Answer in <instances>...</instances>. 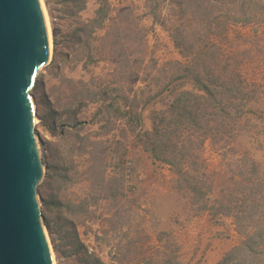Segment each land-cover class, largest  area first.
Masks as SVG:
<instances>
[{
  "label": "rangeland",
  "instance_id": "1",
  "mask_svg": "<svg viewBox=\"0 0 264 264\" xmlns=\"http://www.w3.org/2000/svg\"><path fill=\"white\" fill-rule=\"evenodd\" d=\"M176 1L40 0L51 54L30 100L46 166L59 162L65 169L47 178L46 168L39 185L53 264L94 259L152 264L166 255L179 264H220L247 232L239 231L232 215L217 212L223 195L245 197L248 205L253 197L246 195L253 194L251 212L264 222V17L242 24L225 16L237 14L236 2L228 4L231 12L208 0H179L182 9ZM216 17L223 26L208 29L207 20ZM183 21L193 23L187 42L195 48L213 43L218 64L237 72L240 86L247 85L252 96L243 101L244 114L233 125L225 122L231 128L225 141L206 140L196 152L199 166L189 170L204 182L203 199L183 189L175 171L142 151L129 131L128 116L121 115L135 110L139 99L157 94L140 110L143 131H148L167 110L171 90L192 88L180 79L162 89L191 58L173 45V30ZM111 100L114 107L107 113L103 108ZM63 110L80 126L73 130ZM76 131L85 138L80 141ZM93 170L103 173L109 199L100 200L90 184ZM43 200L81 207L68 213Z\"/></svg>",
  "mask_w": 264,
  "mask_h": 264
},
{
  "label": "trees",
  "instance_id": "2",
  "mask_svg": "<svg viewBox=\"0 0 264 264\" xmlns=\"http://www.w3.org/2000/svg\"><path fill=\"white\" fill-rule=\"evenodd\" d=\"M234 2L237 3L239 10L236 12L237 14H225L229 20L247 24L264 17V3H260L259 0H208L209 5H227L226 11L229 8L230 11L232 10L228 4ZM182 3L179 0L175 2L179 9H182ZM199 8L203 9V7ZM218 19V17L208 19L207 28L211 29L212 25L222 27L223 25L217 22ZM214 22L215 24H213ZM192 24L191 21H183L181 23L182 27L173 30V45L179 51L187 52L191 58L188 64L183 65L175 75L170 76L167 84L162 89L173 81L180 79L189 80L192 88L190 90L183 88L171 90L168 95L167 110L157 116V122H154L148 131H143L140 110L146 108L157 97V94L139 99V101H136L135 106L131 105L135 110L128 108L121 115L123 117L128 116L130 121L128 125H131L129 131L134 134L133 139L136 140L137 145L141 146L142 151L153 161L168 166L175 171L177 175L181 176L180 182H182V185L180 186L191 195L195 194L197 199H203L205 196V192L202 190L204 182L190 172V170L196 171L197 166H199L196 152L206 140L212 143L214 141L215 143L225 141L231 129L225 122L230 120L233 125L244 114L241 108L243 101L252 99V96L247 89V85L240 86L242 81L239 79L237 72H229L227 64L222 66L218 64L217 61L220 56L216 53V49H212L216 48L213 43L208 44L206 42L195 48L193 43L187 42L186 33L187 30L192 29ZM97 25H100V23ZM208 35L209 32H206V39H208ZM112 101L103 108L107 113L110 112L108 111L109 108L114 107ZM114 109L117 112L120 111L119 107ZM63 114L67 115V121L73 123V126L70 124L73 130L80 126V123L75 122L69 110H63L61 115ZM65 125L68 126V124ZM124 129L127 128L124 126L121 130ZM77 133L76 131V137L80 141L85 138ZM60 134L63 138L65 137L64 129H60ZM90 153H93L92 150ZM46 168L49 170L47 178L52 177L54 173L60 174L65 171L59 162L47 164ZM95 171L93 170L89 176L91 178L90 184L100 193V200H107L109 198L107 194H104L106 180L103 178V173H99L97 176ZM246 196L253 197L252 203L247 205L245 204V197L238 200L232 199L230 195H223L217 200V212L223 215H232L239 231H247L243 232L245 240L242 244L236 247L220 264H264V222L261 225V216L258 217L251 212V209L256 207V203H253L256 196L250 193ZM43 204L61 207L68 213H71L72 209L81 207L72 204L70 201L53 204V202L43 200ZM205 206L206 204L203 209ZM68 222L71 226H74L72 221ZM82 247L79 243L77 244L78 250ZM89 264L101 263L94 259ZM152 264L179 263L175 257L166 255L161 260L152 262Z\"/></svg>",
  "mask_w": 264,
  "mask_h": 264
},
{
  "label": "water",
  "instance_id": "3",
  "mask_svg": "<svg viewBox=\"0 0 264 264\" xmlns=\"http://www.w3.org/2000/svg\"><path fill=\"white\" fill-rule=\"evenodd\" d=\"M50 54L39 0H0V264H53L38 196L46 164L30 100Z\"/></svg>",
  "mask_w": 264,
  "mask_h": 264
},
{
  "label": "bare ground",
  "instance_id": "4",
  "mask_svg": "<svg viewBox=\"0 0 264 264\" xmlns=\"http://www.w3.org/2000/svg\"><path fill=\"white\" fill-rule=\"evenodd\" d=\"M39 2H40V0H39ZM40 5H41V2H40ZM41 9H42V6H41ZM42 11H43V10H42ZM43 15H44V13H43ZM44 18H45V17H44ZM45 22H46V20H45ZM46 26H47V24H46ZM47 30H48V28H47ZM48 34H49V32H48ZM31 105H32V108H33V104H32V102H31ZM33 110H34V108H33ZM37 149H38L39 155H40L41 158H42V152H41V148H40V145L38 144V142H37ZM36 198H37L38 205H40V200H39V198H38V197H36ZM43 232H44V234H45V238L47 239V243H48V245H49L48 237H47L46 229H45L44 225H43ZM51 259H52V262H54V261H53V258H52V254H51Z\"/></svg>",
  "mask_w": 264,
  "mask_h": 264
}]
</instances>
